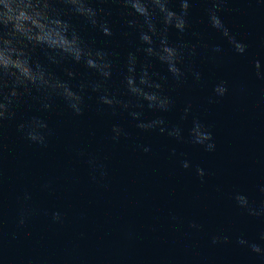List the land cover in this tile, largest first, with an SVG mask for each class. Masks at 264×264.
<instances>
[{
	"label": "water",
	"instance_id": "obj_1",
	"mask_svg": "<svg viewBox=\"0 0 264 264\" xmlns=\"http://www.w3.org/2000/svg\"><path fill=\"white\" fill-rule=\"evenodd\" d=\"M0 264H264V0H0Z\"/></svg>",
	"mask_w": 264,
	"mask_h": 264
},
{
	"label": "clouds",
	"instance_id": "obj_2",
	"mask_svg": "<svg viewBox=\"0 0 264 264\" xmlns=\"http://www.w3.org/2000/svg\"><path fill=\"white\" fill-rule=\"evenodd\" d=\"M217 23H219V21H217ZM236 48H237V50H238L239 52L243 53L244 50H245V48H246V45L238 43V44L236 45ZM218 50H219V49H217V51H218ZM256 67H257V69L260 68V62H259V61L256 62ZM215 91H216L219 95L223 96V95L225 94V92L227 91V89H226V87L223 85V83H221V85L218 86V87L216 88ZM33 139H34V137H33ZM202 141H211V134L208 133V134L205 136L204 140H202ZM202 141H201V142H202ZM214 148H215V145H214L213 143H209V144L207 145V150H214ZM146 150H147V149H146ZM188 166H189V165H188L187 163L184 164V167L187 168ZM200 175H201V176L204 175L203 170H200ZM21 223H23V221H21ZM214 242H215V241H214ZM241 243H244V241H241ZM253 250L256 251V252H260V251H261V249H260L258 246H255V245L253 246Z\"/></svg>",
	"mask_w": 264,
	"mask_h": 264
}]
</instances>
